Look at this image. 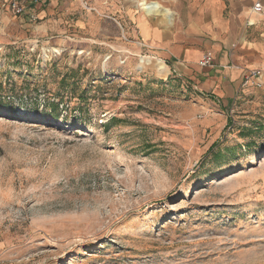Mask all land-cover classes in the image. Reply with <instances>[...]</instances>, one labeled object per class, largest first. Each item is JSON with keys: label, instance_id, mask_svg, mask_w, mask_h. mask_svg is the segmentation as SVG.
Masks as SVG:
<instances>
[{"label": "rangeland", "instance_id": "1", "mask_svg": "<svg viewBox=\"0 0 264 264\" xmlns=\"http://www.w3.org/2000/svg\"><path fill=\"white\" fill-rule=\"evenodd\" d=\"M18 2L0 0V264H264V82L226 101L105 0Z\"/></svg>", "mask_w": 264, "mask_h": 264}, {"label": "crops", "instance_id": "2", "mask_svg": "<svg viewBox=\"0 0 264 264\" xmlns=\"http://www.w3.org/2000/svg\"><path fill=\"white\" fill-rule=\"evenodd\" d=\"M141 1L105 3L129 38L172 71L194 73L201 90L229 101L247 63L264 64V0H145L157 3L150 12L141 8ZM256 2L261 3L260 12L252 11ZM96 4L103 7L100 1ZM206 52L213 61L201 67Z\"/></svg>", "mask_w": 264, "mask_h": 264}, {"label": "built area", "instance_id": "3", "mask_svg": "<svg viewBox=\"0 0 264 264\" xmlns=\"http://www.w3.org/2000/svg\"><path fill=\"white\" fill-rule=\"evenodd\" d=\"M8 4V7L11 8V10L15 14L22 15L24 13V6L21 5L18 0H5ZM35 2L37 0H34ZM76 1H82V0H76ZM262 9L261 3L256 2L252 6V11L254 12H260ZM33 18H35L33 16ZM212 54L210 52H206L202 58L199 61V65L204 67L207 65H210L212 63ZM242 79L244 80V83H248L249 81H255L257 85H261L264 82V69H251L246 70L242 74Z\"/></svg>", "mask_w": 264, "mask_h": 264}, {"label": "bare ground", "instance_id": "4", "mask_svg": "<svg viewBox=\"0 0 264 264\" xmlns=\"http://www.w3.org/2000/svg\"><path fill=\"white\" fill-rule=\"evenodd\" d=\"M139 4H140L141 8H143L147 12H150L153 8L157 7V3H155V2L148 3L145 0H142L141 2H139Z\"/></svg>", "mask_w": 264, "mask_h": 264}, {"label": "trees", "instance_id": "5", "mask_svg": "<svg viewBox=\"0 0 264 264\" xmlns=\"http://www.w3.org/2000/svg\"><path fill=\"white\" fill-rule=\"evenodd\" d=\"M2 105V96L0 95V106ZM49 105H51V107L53 108V111L56 110V105H54L53 103H49ZM35 113H38L39 115H44L43 113V110L42 111H38V110H35ZM57 118V116H56Z\"/></svg>", "mask_w": 264, "mask_h": 264}]
</instances>
